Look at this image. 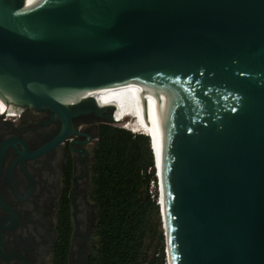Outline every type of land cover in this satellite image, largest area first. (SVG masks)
Returning a JSON list of instances; mask_svg holds the SVG:
<instances>
[{"label": "water", "instance_id": "1", "mask_svg": "<svg viewBox=\"0 0 264 264\" xmlns=\"http://www.w3.org/2000/svg\"><path fill=\"white\" fill-rule=\"evenodd\" d=\"M144 80L169 140L167 264H264V0H0L7 107L114 124L112 104ZM118 84L105 104L69 94Z\"/></svg>", "mask_w": 264, "mask_h": 264}, {"label": "flooded vegetation", "instance_id": "2", "mask_svg": "<svg viewBox=\"0 0 264 264\" xmlns=\"http://www.w3.org/2000/svg\"><path fill=\"white\" fill-rule=\"evenodd\" d=\"M11 107V108H9ZM0 114V264H57L61 221L66 264H88L97 216L91 200L99 124L9 105Z\"/></svg>", "mask_w": 264, "mask_h": 264}, {"label": "trees", "instance_id": "3", "mask_svg": "<svg viewBox=\"0 0 264 264\" xmlns=\"http://www.w3.org/2000/svg\"><path fill=\"white\" fill-rule=\"evenodd\" d=\"M92 151L97 216L88 264H166L149 137L100 123ZM61 224L57 264H66L68 221Z\"/></svg>", "mask_w": 264, "mask_h": 264}, {"label": "bare ground", "instance_id": "4", "mask_svg": "<svg viewBox=\"0 0 264 264\" xmlns=\"http://www.w3.org/2000/svg\"><path fill=\"white\" fill-rule=\"evenodd\" d=\"M140 82H127L129 95L122 101L114 105V117L117 122H121L131 117V121H126V127L134 131L143 132L151 135L157 159L158 180L162 191L161 205L165 208V185H164V159L168 152V136L163 121L156 84L147 80ZM124 93V84L110 86L102 90L69 93L74 95L91 94L96 102L105 104L119 98ZM142 98L147 103L148 120L143 114ZM0 107L7 110L8 107L0 98ZM11 108V107H9ZM158 188V184H157Z\"/></svg>", "mask_w": 264, "mask_h": 264}, {"label": "rangeland", "instance_id": "5", "mask_svg": "<svg viewBox=\"0 0 264 264\" xmlns=\"http://www.w3.org/2000/svg\"><path fill=\"white\" fill-rule=\"evenodd\" d=\"M107 111H109V109H107ZM131 120H132L131 117L130 118H126L125 120H123L121 122L114 123V125L120 126V127H126V124L128 123V121H131ZM126 121H127V123H126ZM129 128H131V127H129ZM155 186H156V184H155ZM155 186H154V184H151V188L152 189H155L156 188ZM159 217H160V214H159ZM160 222H161L160 228H161V230L163 232L161 217H160Z\"/></svg>", "mask_w": 264, "mask_h": 264}, {"label": "built area", "instance_id": "6", "mask_svg": "<svg viewBox=\"0 0 264 264\" xmlns=\"http://www.w3.org/2000/svg\"><path fill=\"white\" fill-rule=\"evenodd\" d=\"M0 114L1 115H4V116H6V117H8V115H9V113L5 110V109H3V108H1L0 107ZM156 177V176H155ZM156 184H157V181H156ZM166 264H167V261H166Z\"/></svg>", "mask_w": 264, "mask_h": 264}, {"label": "clouds", "instance_id": "7", "mask_svg": "<svg viewBox=\"0 0 264 264\" xmlns=\"http://www.w3.org/2000/svg\"><path fill=\"white\" fill-rule=\"evenodd\" d=\"M124 128H126V129H128V130H133V129H130V128H127V127H124ZM132 132V131H131ZM133 133H142V134H145V133H143V132H138V131H133ZM145 135H147V134H145Z\"/></svg>", "mask_w": 264, "mask_h": 264}]
</instances>
